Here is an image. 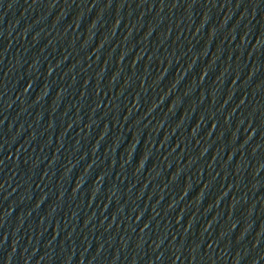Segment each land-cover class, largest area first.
Returning <instances> with one entry per match:
<instances>
[{
	"label": "water",
	"instance_id": "1",
	"mask_svg": "<svg viewBox=\"0 0 264 264\" xmlns=\"http://www.w3.org/2000/svg\"><path fill=\"white\" fill-rule=\"evenodd\" d=\"M264 78V0H232Z\"/></svg>",
	"mask_w": 264,
	"mask_h": 264
}]
</instances>
